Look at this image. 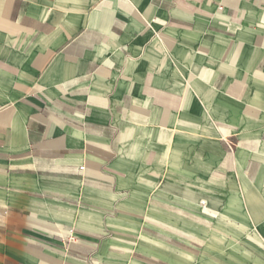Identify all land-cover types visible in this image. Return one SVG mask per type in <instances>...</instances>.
Instances as JSON below:
<instances>
[{
	"label": "crops",
	"instance_id": "1",
	"mask_svg": "<svg viewBox=\"0 0 264 264\" xmlns=\"http://www.w3.org/2000/svg\"><path fill=\"white\" fill-rule=\"evenodd\" d=\"M0 264H264V0H0Z\"/></svg>",
	"mask_w": 264,
	"mask_h": 264
},
{
	"label": "built area",
	"instance_id": "2",
	"mask_svg": "<svg viewBox=\"0 0 264 264\" xmlns=\"http://www.w3.org/2000/svg\"><path fill=\"white\" fill-rule=\"evenodd\" d=\"M68 240H72L73 236L71 235L70 231H67L66 236H65Z\"/></svg>",
	"mask_w": 264,
	"mask_h": 264
}]
</instances>
